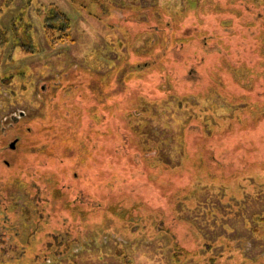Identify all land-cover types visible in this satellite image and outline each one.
<instances>
[{
    "label": "rangeland",
    "instance_id": "374dc122",
    "mask_svg": "<svg viewBox=\"0 0 264 264\" xmlns=\"http://www.w3.org/2000/svg\"><path fill=\"white\" fill-rule=\"evenodd\" d=\"M260 216L264 0H0V264H264Z\"/></svg>",
    "mask_w": 264,
    "mask_h": 264
},
{
    "label": "trees",
    "instance_id": "16d2710c",
    "mask_svg": "<svg viewBox=\"0 0 264 264\" xmlns=\"http://www.w3.org/2000/svg\"><path fill=\"white\" fill-rule=\"evenodd\" d=\"M50 17L51 16H49V15H47L46 17H45V20H47V19H50ZM68 25V22L65 20V22L63 23V27H64V31H62V29H58V25H56V24H50V25H47V27L48 28H50V29H53V30H55V29H57V30H59V31H62V32H64V33H59L58 34V37L57 38H55V37H53V38H51L50 37V39H51V41L53 42V44H55L56 42H58V41H60V40H63V41H66L67 40V38H69V34L65 31L66 29H68L69 28V26H67ZM66 26V27H65ZM1 32H2V30H1ZM3 33V32H2ZM52 36H54V35H52ZM85 143V142H84ZM261 217V221L262 222H264V216H260ZM261 227L263 228L264 227V225H262L261 224ZM259 229H257V228H255L254 229V231H258ZM261 231V230H260ZM262 234H264V231L263 232H261ZM176 246H177V248L178 249H180L181 247L179 246V244L177 245V244H175ZM207 247V246H206ZM189 250H187V249H183V251H182V253H185V254H189ZM176 260H179L180 259V257H176L175 258ZM214 260V259H213ZM225 264H227V263H225Z\"/></svg>",
    "mask_w": 264,
    "mask_h": 264
},
{
    "label": "flooded vegetation",
    "instance_id": "af4514ba",
    "mask_svg": "<svg viewBox=\"0 0 264 264\" xmlns=\"http://www.w3.org/2000/svg\"><path fill=\"white\" fill-rule=\"evenodd\" d=\"M13 142H14V146L11 145ZM13 142H11V143L9 144V146H10L11 148H15V146H16V144H17V142H18V138H16V140L13 141Z\"/></svg>",
    "mask_w": 264,
    "mask_h": 264
},
{
    "label": "water",
    "instance_id": "95a60500",
    "mask_svg": "<svg viewBox=\"0 0 264 264\" xmlns=\"http://www.w3.org/2000/svg\"><path fill=\"white\" fill-rule=\"evenodd\" d=\"M11 145L14 146V142Z\"/></svg>",
    "mask_w": 264,
    "mask_h": 264
}]
</instances>
